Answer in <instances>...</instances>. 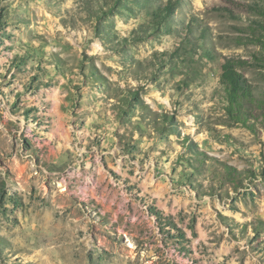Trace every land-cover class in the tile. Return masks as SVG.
Listing matches in <instances>:
<instances>
[{"label": "rangeland", "instance_id": "obj_1", "mask_svg": "<svg viewBox=\"0 0 264 264\" xmlns=\"http://www.w3.org/2000/svg\"><path fill=\"white\" fill-rule=\"evenodd\" d=\"M263 14L0 0V264H264Z\"/></svg>", "mask_w": 264, "mask_h": 264}, {"label": "trees", "instance_id": "obj_2", "mask_svg": "<svg viewBox=\"0 0 264 264\" xmlns=\"http://www.w3.org/2000/svg\"><path fill=\"white\" fill-rule=\"evenodd\" d=\"M259 24L261 26L260 30L264 31V23ZM242 63L239 60H225L222 64L221 84L229 103L228 112L239 122L245 123L247 119L243 110L244 102L252 100V92L237 70Z\"/></svg>", "mask_w": 264, "mask_h": 264}]
</instances>
